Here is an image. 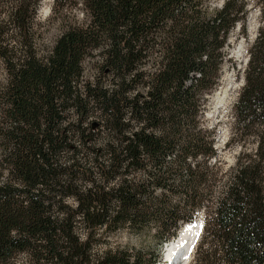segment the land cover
<instances>
[{
	"label": "trees",
	"instance_id": "1",
	"mask_svg": "<svg viewBox=\"0 0 264 264\" xmlns=\"http://www.w3.org/2000/svg\"><path fill=\"white\" fill-rule=\"evenodd\" d=\"M54 1L84 21L41 49L39 0H0V264H155L199 210L201 255L264 264V0ZM248 2L261 26L233 121L256 145L220 180L200 119ZM149 226L156 255L94 250Z\"/></svg>",
	"mask_w": 264,
	"mask_h": 264
},
{
	"label": "rangeland",
	"instance_id": "2",
	"mask_svg": "<svg viewBox=\"0 0 264 264\" xmlns=\"http://www.w3.org/2000/svg\"><path fill=\"white\" fill-rule=\"evenodd\" d=\"M221 0H212L210 6L218 8ZM247 13L243 22H237L228 37V45L226 46L227 56L221 65L220 76L216 88L210 93H205L206 99L204 112L200 119L203 129L207 131L214 130V149L217 152L219 163H217L218 177L220 180L225 176V172H229L234 167L237 156L240 151L252 153L255 148V139L250 136L248 129L240 133L234 130L233 106L237 100L240 88L243 84L244 69L249 56V49L258 33V28L261 26L258 9L253 7L250 2L247 4ZM84 19L81 14L79 4H69L61 8L55 4L54 0H39L36 6V14L33 20V29L35 31V39L39 48L47 49L57 38L64 27L71 23H81ZM241 44V47H240ZM240 47L241 52L237 55V50ZM216 92L225 93L226 99L224 106L216 112L206 115V112L212 108L214 102L212 95ZM223 93V94H224ZM245 133V134H244ZM222 173V174H221ZM220 184V182H219ZM198 212L202 215L203 225L195 244H192L193 258L190 264H201L202 258L218 264L211 256H203L200 253L201 244L205 235V214L202 210ZM80 233L82 229L79 228ZM155 228L149 226L143 231L136 233L131 232L126 228H120L115 232L103 233L105 243L96 246L95 251L102 250L105 247L112 248H127L139 250L145 257H151L158 253V243L154 236ZM172 240V239H171ZM164 244L159 253L157 263L162 264V256L164 252ZM165 254V253H164ZM167 258V255H164ZM25 261L24 255H19L12 264H23Z\"/></svg>",
	"mask_w": 264,
	"mask_h": 264
},
{
	"label": "bare ground",
	"instance_id": "3",
	"mask_svg": "<svg viewBox=\"0 0 264 264\" xmlns=\"http://www.w3.org/2000/svg\"><path fill=\"white\" fill-rule=\"evenodd\" d=\"M240 47L237 50L238 56L239 53L241 52ZM223 93L216 92L214 95H212V101L214 102V104L212 108H210V110L206 112V115L216 112L218 109L224 106L226 96L225 93L224 94ZM202 225H203L202 215L200 212H198L193 222L189 224L186 223V225H184V227L179 231L177 237L172 239L167 244V247L165 249V255H167V258L169 259L173 258L183 248H187L188 246L192 247V244L198 238L199 234H201L200 231L202 229Z\"/></svg>",
	"mask_w": 264,
	"mask_h": 264
},
{
	"label": "snow or ice",
	"instance_id": "4",
	"mask_svg": "<svg viewBox=\"0 0 264 264\" xmlns=\"http://www.w3.org/2000/svg\"><path fill=\"white\" fill-rule=\"evenodd\" d=\"M221 2H222V0H221ZM185 259H187V257H185Z\"/></svg>",
	"mask_w": 264,
	"mask_h": 264
}]
</instances>
